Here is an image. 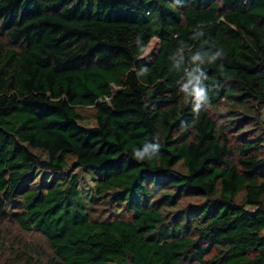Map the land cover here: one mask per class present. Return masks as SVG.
Instances as JSON below:
<instances>
[{
	"label": "trees",
	"instance_id": "16d2710c",
	"mask_svg": "<svg viewBox=\"0 0 264 264\" xmlns=\"http://www.w3.org/2000/svg\"><path fill=\"white\" fill-rule=\"evenodd\" d=\"M262 113L264 0H0V256L264 264Z\"/></svg>",
	"mask_w": 264,
	"mask_h": 264
},
{
	"label": "rangeland",
	"instance_id": "374dc122",
	"mask_svg": "<svg viewBox=\"0 0 264 264\" xmlns=\"http://www.w3.org/2000/svg\"><path fill=\"white\" fill-rule=\"evenodd\" d=\"M157 51V40L151 39L150 42L147 44L142 56L140 57V60L145 61L149 59L152 55H154ZM76 111L84 116L90 115L92 108H76ZM264 114V113H262ZM264 124V118H262L261 121ZM68 172V171H66ZM76 176L78 177L79 181L83 184L84 189L82 194L91 195L92 193V184L90 182L89 177H83V173L77 169H74L73 171ZM43 174H39L36 177V184H38V181H41L43 177ZM54 176H49L48 179H53ZM87 202V198L85 199ZM15 209L7 210L6 214L0 219V237L5 241L6 244H10V242L13 240V243H26L27 246H34L35 249L38 247L40 250L45 252V245L42 239L36 236V234L29 233V232H23L20 231L14 224H13V213H15ZM115 214H120L119 211H113ZM90 216V215H89ZM91 218H93V214L91 213ZM17 262V261H16ZM16 262H10L11 264H22V263H16ZM0 264H8L5 259H3L0 256Z\"/></svg>",
	"mask_w": 264,
	"mask_h": 264
},
{
	"label": "clouds",
	"instance_id": "9594fccd",
	"mask_svg": "<svg viewBox=\"0 0 264 264\" xmlns=\"http://www.w3.org/2000/svg\"><path fill=\"white\" fill-rule=\"evenodd\" d=\"M200 95V93L199 92H197V96H199Z\"/></svg>",
	"mask_w": 264,
	"mask_h": 264
}]
</instances>
